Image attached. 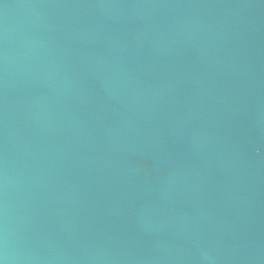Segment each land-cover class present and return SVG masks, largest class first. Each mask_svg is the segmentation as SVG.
Wrapping results in <instances>:
<instances>
[{
	"label": "water",
	"instance_id": "95a60500",
	"mask_svg": "<svg viewBox=\"0 0 264 264\" xmlns=\"http://www.w3.org/2000/svg\"><path fill=\"white\" fill-rule=\"evenodd\" d=\"M0 264H264V0H0Z\"/></svg>",
	"mask_w": 264,
	"mask_h": 264
}]
</instances>
